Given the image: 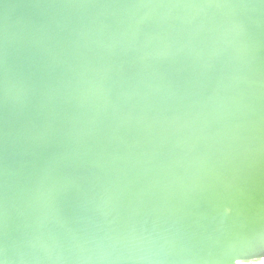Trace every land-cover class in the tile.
Instances as JSON below:
<instances>
[{
	"label": "water",
	"instance_id": "water-1",
	"mask_svg": "<svg viewBox=\"0 0 264 264\" xmlns=\"http://www.w3.org/2000/svg\"><path fill=\"white\" fill-rule=\"evenodd\" d=\"M0 264H264V0H0Z\"/></svg>",
	"mask_w": 264,
	"mask_h": 264
}]
</instances>
